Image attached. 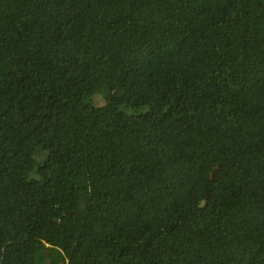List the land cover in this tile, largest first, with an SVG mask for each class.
Instances as JSON below:
<instances>
[{"label":"trees","instance_id":"16d2710c","mask_svg":"<svg viewBox=\"0 0 264 264\" xmlns=\"http://www.w3.org/2000/svg\"><path fill=\"white\" fill-rule=\"evenodd\" d=\"M0 264H264V0H0Z\"/></svg>","mask_w":264,"mask_h":264},{"label":"rangeland","instance_id":"374dc122","mask_svg":"<svg viewBox=\"0 0 264 264\" xmlns=\"http://www.w3.org/2000/svg\"><path fill=\"white\" fill-rule=\"evenodd\" d=\"M95 101H98L99 102V96H95ZM216 178H217V175H216V172H213L212 176H211V179H210V183H209V186H208V191L209 192H212L215 188V185H216Z\"/></svg>","mask_w":264,"mask_h":264}]
</instances>
